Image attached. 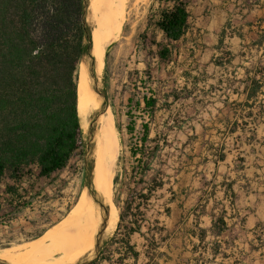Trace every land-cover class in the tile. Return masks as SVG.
Returning <instances> with one entry per match:
<instances>
[{
    "label": "rangeland",
    "instance_id": "374dc122",
    "mask_svg": "<svg viewBox=\"0 0 264 264\" xmlns=\"http://www.w3.org/2000/svg\"><path fill=\"white\" fill-rule=\"evenodd\" d=\"M187 1L194 19L190 21L191 30L184 41L177 44L171 61L160 60L157 46L151 44L153 36L158 42H165L163 33L155 27V20L163 7L161 1L132 0L122 32L108 45L105 62L99 68L106 104L112 107L121 136L119 168L116 169L113 187L119 220L108 239L101 243L99 264H119L120 243L126 234V227L136 220L141 225L146 223V207L150 221L153 219V211L158 204L152 201L146 206V200L140 196L146 190V183L142 185L138 182L140 178L146 181V173L141 168L146 162L154 161L155 168L161 166L160 159L153 154L154 149H264V115L259 107L244 132L230 135L224 122L228 117L235 119L233 109L236 106L214 105V100L212 104L208 99V63L196 56L204 50L203 41L209 35L206 30L202 31L203 28L196 26V8L200 0ZM210 3L204 15L219 24L224 22L227 11L231 9L236 15L237 8L243 5L240 3L237 6V0H210ZM211 20L204 23L205 26ZM88 62L86 57L82 58L78 66L81 63L87 65ZM148 88L155 92L159 101L152 117L143 108H135V103L142 101ZM130 98L133 99L131 105ZM94 101L96 109L93 118L98 114V107L102 109L104 100L96 95ZM217 102L220 103L219 100ZM129 112L136 122L133 134L127 130ZM146 121L150 124L151 141L147 146H142V125ZM192 129L196 130L198 138L189 137L193 133ZM86 138L83 133L82 156H74L65 169L49 179L39 178L37 171H34L33 176L27 177L21 185H16L22 197L18 204L12 206L10 198L3 192L5 185H14L13 182H3V193L0 194V249L36 240L68 216L84 186ZM132 151L138 153L137 158L133 157ZM129 204L133 205V210L125 211V221L120 227L121 211ZM143 231L146 235V227ZM133 240L136 243L143 242L139 236ZM94 257L79 261L78 264H88ZM141 262L145 263L143 259Z\"/></svg>",
    "mask_w": 264,
    "mask_h": 264
},
{
    "label": "crops",
    "instance_id": "0c3cea01",
    "mask_svg": "<svg viewBox=\"0 0 264 264\" xmlns=\"http://www.w3.org/2000/svg\"><path fill=\"white\" fill-rule=\"evenodd\" d=\"M237 1L238 13L227 11L222 24L204 15L210 0L196 8V26L209 35L196 56L208 63L207 88L215 97L208 99L236 106L235 119L224 122L230 135L244 132L258 107L264 115V0ZM254 81L260 88L249 97ZM154 150L161 166L148 163L146 193L154 190L146 206L153 201L157 209L150 221L146 207V223L131 236L138 259L119 264H264V149Z\"/></svg>",
    "mask_w": 264,
    "mask_h": 264
},
{
    "label": "trees",
    "instance_id": "16d2710c",
    "mask_svg": "<svg viewBox=\"0 0 264 264\" xmlns=\"http://www.w3.org/2000/svg\"><path fill=\"white\" fill-rule=\"evenodd\" d=\"M160 1L163 7L155 27L163 33L165 42L153 36L151 44L157 46L160 60L171 61L189 28V2ZM83 10L84 0H0V194L5 192L12 206L22 198L16 185L33 176L34 171L39 178L49 179L65 169L74 156H82L77 89L78 65L86 49ZM259 88L254 81L249 97ZM158 102L155 92L148 88L135 108H143L152 117ZM128 117L127 130L133 134L136 122L131 112ZM142 128L141 143L147 146L151 141L149 122ZM137 154L132 151L133 157ZM141 168L143 173L148 172V162ZM4 181L14 185L7 183L1 192ZM138 183L146 181L140 178ZM153 190H143L141 198L149 199ZM132 206L122 209L120 227L125 211L133 210ZM141 228L138 220L126 227L119 262L138 259L131 236ZM99 263L98 257L91 264Z\"/></svg>",
    "mask_w": 264,
    "mask_h": 264
},
{
    "label": "bare ground",
    "instance_id": "6f19581e",
    "mask_svg": "<svg viewBox=\"0 0 264 264\" xmlns=\"http://www.w3.org/2000/svg\"><path fill=\"white\" fill-rule=\"evenodd\" d=\"M131 1L90 0L87 24L93 29L92 54L98 78L107 47L122 32ZM89 72L87 65L81 63L77 92L81 128L87 136L85 167L88 174L84 186L68 216L58 226L36 240L0 249L3 264H78L96 252L99 241L108 239L119 220L113 187L119 168L121 136L110 105L98 107V114L93 118L97 94L91 87ZM99 82L101 84L100 78Z\"/></svg>",
    "mask_w": 264,
    "mask_h": 264
},
{
    "label": "water",
    "instance_id": "95a60500",
    "mask_svg": "<svg viewBox=\"0 0 264 264\" xmlns=\"http://www.w3.org/2000/svg\"><path fill=\"white\" fill-rule=\"evenodd\" d=\"M89 7H90V0H84L83 20H84V28H85V44H86V49H85V54H84L83 58L86 57L88 59V61H89L88 64H87V67H88V69L90 71L89 72L90 84H91V87H92L93 91L99 97H101L104 100L103 103H102V108H104L106 106V95H105V92L103 91V88H102L100 82H99V78H98V76H97V74L95 72V69H96V59H95V57L92 54V50H93V47H94L93 29H92V27H90L87 24V16H88V13H89ZM87 174H88V172H87V169H86V175ZM104 224L106 226L107 221ZM100 249H101V243L99 241V244L97 245V250L93 254V255H95V257H94V259H92L91 261H89L88 264H91L93 261H95L98 258V254L100 252ZM0 264H3V263L0 261Z\"/></svg>",
    "mask_w": 264,
    "mask_h": 264
}]
</instances>
